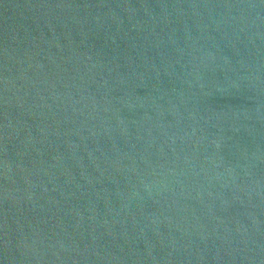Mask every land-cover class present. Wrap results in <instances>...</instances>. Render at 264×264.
I'll return each mask as SVG.
<instances>
[{
    "label": "water",
    "instance_id": "1",
    "mask_svg": "<svg viewBox=\"0 0 264 264\" xmlns=\"http://www.w3.org/2000/svg\"><path fill=\"white\" fill-rule=\"evenodd\" d=\"M0 264H264V0H0Z\"/></svg>",
    "mask_w": 264,
    "mask_h": 264
}]
</instances>
